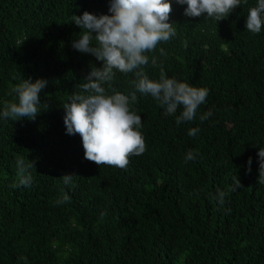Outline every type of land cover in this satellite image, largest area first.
<instances>
[{"label": "trees", "instance_id": "1", "mask_svg": "<svg viewBox=\"0 0 264 264\" xmlns=\"http://www.w3.org/2000/svg\"><path fill=\"white\" fill-rule=\"evenodd\" d=\"M111 3L0 0V264H264V25L246 29L258 0H241L220 21L187 17V5L170 0L176 35L145 53L141 68L151 80L163 68L167 78L208 89L192 121L178 125L182 105L166 116V106L136 90L141 69L113 70L106 94L135 92L129 107L145 141L124 169L85 159L81 136L64 124V104L103 67L73 48L85 31L73 16H110ZM23 79L47 81L38 115L4 118ZM189 151L195 159L186 161Z\"/></svg>", "mask_w": 264, "mask_h": 264}, {"label": "clouds", "instance_id": "2", "mask_svg": "<svg viewBox=\"0 0 264 264\" xmlns=\"http://www.w3.org/2000/svg\"><path fill=\"white\" fill-rule=\"evenodd\" d=\"M177 4L187 5L184 15L199 17L206 13L207 17L220 21L238 8L241 0H175ZM246 3V0H245ZM109 11L111 15L97 17L84 12L81 17L73 16L74 24L81 31L78 40L73 42V48L93 55L103 62L102 69L93 68L80 84L81 91L74 92L70 103L63 109L66 112L64 124L67 134H79L82 138L85 159L96 165L114 166L121 169L127 167L129 157L140 156L145 151V141L139 128L142 126L140 115L130 110L129 104L137 100L135 92L128 95L115 92L106 94L103 86L114 76V69L121 73H135L137 80L135 88L142 94H151L165 107V115H173L179 106H183L180 116L176 117L179 125L192 121L197 108L205 103L208 89L197 88L175 78H167L161 68L159 80H151L141 66L147 65L149 57L160 42H167L176 35L173 23H169L172 12L170 0H112ZM264 25V0H258L257 6L249 9L246 29L259 33ZM93 33H96L93 36ZM95 40V45L93 44ZM164 54V49H160ZM47 85V81L38 79L32 82L23 79L16 85L14 91L18 103H6L2 113L4 118L19 120L27 117L35 119L40 104L39 93ZM211 112L200 117L207 119ZM199 128L190 129L189 136H196ZM260 158L259 179H264V148L258 152ZM195 159L192 151L185 157L186 161ZM251 158L248 170L251 171ZM20 170V183L27 185L30 176H25L27 168L23 159L17 161ZM30 167H34L32 163ZM71 175L63 176L65 183L71 180ZM240 184L238 182L237 187ZM224 193L220 192V201ZM67 196L60 201L65 202Z\"/></svg>", "mask_w": 264, "mask_h": 264}]
</instances>
